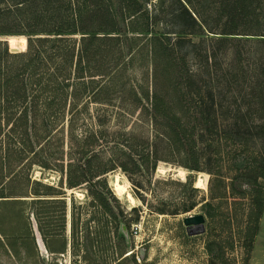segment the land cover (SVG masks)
<instances>
[{
	"label": "trees",
	"instance_id": "trees-1",
	"mask_svg": "<svg viewBox=\"0 0 264 264\" xmlns=\"http://www.w3.org/2000/svg\"><path fill=\"white\" fill-rule=\"evenodd\" d=\"M207 39L264 46V0H0L4 252L18 259L36 253L26 216L31 203L43 245L63 252L64 189L81 184L97 223L84 244L107 246L109 223L127 225L117 221L104 174L115 166L147 171L158 160H175L208 173L207 197L198 205L211 221L207 264H234L226 251L235 244L246 264L264 210V53L249 91L223 93L209 75ZM191 55L203 58V69L188 65ZM247 96L249 103H242ZM126 104L148 122L151 136L139 143L128 133L122 153L129 166L103 157L98 126L105 113L89 109ZM33 166L58 172V183L32 177ZM193 181L190 172L183 183ZM69 227L72 253L80 241L72 219ZM119 245L113 264L123 258Z\"/></svg>",
	"mask_w": 264,
	"mask_h": 264
},
{
	"label": "rangeland",
	"instance_id": "rangeland-1",
	"mask_svg": "<svg viewBox=\"0 0 264 264\" xmlns=\"http://www.w3.org/2000/svg\"><path fill=\"white\" fill-rule=\"evenodd\" d=\"M249 39L226 42L206 40L209 75L217 77V83L223 93L246 92L250 89L248 83L258 71V57L264 53V46ZM212 53L214 56L211 55ZM202 60L201 56L191 55L188 57V65L192 69H203ZM132 73L138 80L139 69H134ZM194 78H197V75H194ZM205 78H207L206 74ZM248 97H245L242 103H249ZM247 106L243 105V108L247 109ZM89 109L92 110L93 115L95 112L96 114L105 113L100 115L104 120L98 126L102 133L99 138L102 142L100 152H103L105 158L113 157L115 160L127 162L126 155L122 153L124 149L122 144L128 140L130 131L134 134L135 142L141 143L143 137H151L148 122L137 120V109L134 107L109 105L106 111L103 110L102 105H90ZM89 120L86 117V122H90ZM127 166H129L128 162ZM190 172L194 173L192 186L196 188L183 183L187 173ZM31 175L48 183H58L59 173L53 170L33 166ZM104 177L106 196L114 212L118 213L117 221L124 220L127 225V237L122 243H120L119 227L115 229L111 222L107 246L98 244L90 247L84 244L85 236L93 235V229H96L97 223L96 219L91 217L92 206L81 184L64 189L66 224L63 234L64 237L68 235L66 236L68 238L66 252L64 250L62 254L48 252L40 254L36 244L37 250L34 249L36 255L31 254L18 259L11 252H4L0 245V264H59L58 261L63 264L64 260L66 264H113L119 244L121 254L118 259L123 257L120 264H207L204 241L211 221L198 205L203 198L207 197L208 173L189 171L175 160H158L152 170L129 172L115 166L108 170ZM190 204L194 205L186 209ZM35 207L36 204L31 203L26 209L33 236L37 221ZM118 211L121 213L119 214ZM197 212L202 213L204 217L203 231L187 234L182 217ZM71 219L75 223V236L80 241L72 253L69 246ZM219 233L220 230L217 229L216 234ZM37 234L39 235L38 231ZM0 238H2L1 235ZM139 249L142 250L141 253ZM226 255L231 258V261L233 260L234 264H240L243 251L235 244L226 251ZM246 264H264V210Z\"/></svg>",
	"mask_w": 264,
	"mask_h": 264
},
{
	"label": "water",
	"instance_id": "water-1",
	"mask_svg": "<svg viewBox=\"0 0 264 264\" xmlns=\"http://www.w3.org/2000/svg\"><path fill=\"white\" fill-rule=\"evenodd\" d=\"M10 49H17V48L14 47ZM203 220H204L203 214L199 212L194 213V214H188L182 217V222L185 225L186 233L193 234L196 232H202L203 231ZM119 231L123 235L124 239H126L127 228L124 223H119ZM34 236H35L36 244L42 247V241L40 239V236L37 234L36 229H34ZM139 252L141 253L142 250L139 249Z\"/></svg>",
	"mask_w": 264,
	"mask_h": 264
},
{
	"label": "crops",
	"instance_id": "crops-1",
	"mask_svg": "<svg viewBox=\"0 0 264 264\" xmlns=\"http://www.w3.org/2000/svg\"><path fill=\"white\" fill-rule=\"evenodd\" d=\"M66 236L68 237V235H66ZM66 236H65V240H66V243H67V244H65V252L68 250V249H66V245H68V238H66ZM59 238H60V237H59ZM59 238H58V236L53 237V238L49 241L50 246H54V245H56V242L59 240ZM38 248H39V252H40V254H42V252L62 254V252H52V251H47V249L45 248V246L43 245V243H42V247H41V246H38ZM63 252H64V251H63ZM58 262H59V264H60V261H58ZM63 264H66L65 260H64V263H63Z\"/></svg>",
	"mask_w": 264,
	"mask_h": 264
}]
</instances>
